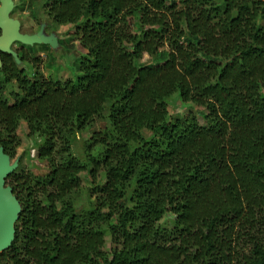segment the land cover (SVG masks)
<instances>
[{"label":"trees","instance_id":"obj_1","mask_svg":"<svg viewBox=\"0 0 264 264\" xmlns=\"http://www.w3.org/2000/svg\"><path fill=\"white\" fill-rule=\"evenodd\" d=\"M46 14L77 25L86 56L55 81L0 54V146L12 158L25 126L47 166L6 179L22 209L0 264H264V0H47ZM176 95L204 121L172 119ZM96 118L110 126L83 162L72 140Z\"/></svg>","mask_w":264,"mask_h":264},{"label":"rangeland","instance_id":"obj_2","mask_svg":"<svg viewBox=\"0 0 264 264\" xmlns=\"http://www.w3.org/2000/svg\"><path fill=\"white\" fill-rule=\"evenodd\" d=\"M14 8L11 16L21 23V31L24 34L35 35L42 34L53 39L50 43L25 44L16 42L13 49L24 53L28 58V63L20 62V65L34 75L36 70L46 78H52L55 81L65 80L67 78L76 79L79 74L78 65L80 59L85 57V50L80 47L79 35L77 34V25H57L50 20L46 14L47 0H13ZM219 1V0H216ZM170 2V0H167ZM168 48L160 51L155 57L145 55L142 59L143 64H157L166 57ZM9 90L13 87L8 86ZM169 115L172 119L179 115H184L188 111L197 114L199 120L203 122L204 111L190 103H185L179 95L172 97L168 104ZM110 126L105 118H96L89 130L84 133H76L72 140V153L81 161H85L84 146L86 140L92 137L94 132L103 131ZM21 144L16 148L12 161H17L18 166L15 171L23 170L33 173H45L47 171L46 163L39 160L37 156L38 146L41 139L30 136L25 126L19 130ZM83 188L78 194L77 206L79 208L91 207L93 199L88 196L86 189L90 186L88 173L82 174ZM171 219L167 216L165 220ZM107 248L110 247V235L105 232Z\"/></svg>","mask_w":264,"mask_h":264},{"label":"water","instance_id":"obj_3","mask_svg":"<svg viewBox=\"0 0 264 264\" xmlns=\"http://www.w3.org/2000/svg\"><path fill=\"white\" fill-rule=\"evenodd\" d=\"M13 8V0H0V54H11L19 62L18 53L12 47L14 43L53 44V39L42 34L22 33L21 23L11 16ZM1 65L0 55V67ZM17 166V161L13 162L11 156L5 153L4 148L0 146V252L12 245L15 239V224L22 209L13 188L6 183L7 177L16 170Z\"/></svg>","mask_w":264,"mask_h":264},{"label":"bare ground","instance_id":"obj_4","mask_svg":"<svg viewBox=\"0 0 264 264\" xmlns=\"http://www.w3.org/2000/svg\"><path fill=\"white\" fill-rule=\"evenodd\" d=\"M39 38L41 37L40 35H37Z\"/></svg>","mask_w":264,"mask_h":264},{"label":"flooded vegetation","instance_id":"obj_5","mask_svg":"<svg viewBox=\"0 0 264 264\" xmlns=\"http://www.w3.org/2000/svg\"><path fill=\"white\" fill-rule=\"evenodd\" d=\"M17 52V50H15ZM20 52V51H19ZM18 53V52H17Z\"/></svg>","mask_w":264,"mask_h":264}]
</instances>
